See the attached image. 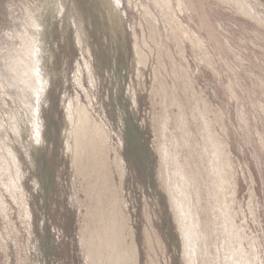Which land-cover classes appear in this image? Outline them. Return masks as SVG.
<instances>
[{
    "label": "rangeland",
    "instance_id": "obj_1",
    "mask_svg": "<svg viewBox=\"0 0 264 264\" xmlns=\"http://www.w3.org/2000/svg\"><path fill=\"white\" fill-rule=\"evenodd\" d=\"M244 2L0 0V264H95L84 111L137 264H264V0Z\"/></svg>",
    "mask_w": 264,
    "mask_h": 264
},
{
    "label": "bare ground",
    "instance_id": "obj_2",
    "mask_svg": "<svg viewBox=\"0 0 264 264\" xmlns=\"http://www.w3.org/2000/svg\"><path fill=\"white\" fill-rule=\"evenodd\" d=\"M162 1L165 2V0H162ZM227 1L236 5L238 7V9L241 10L242 12H245V13L251 12L250 7L244 2V0H227ZM225 2H226V0H225ZM171 22H174V21L172 20ZM151 26H153V25H151ZM145 48H146V46H145ZM141 53L143 54L142 51H141ZM143 55H145V54H143ZM204 132H206V131H204ZM211 133H213V132H211ZM207 134H208V132L206 133L205 138L209 137V139H210V137H213V136L207 137ZM209 139H207V140H209ZM213 142H214V140H213ZM215 142H217V141H215ZM105 144H106V138H105V134H104L101 126H99L91 118L90 114H88L87 111H84L83 114L81 115V126H80L79 137H78V145H77L78 149H77V151H78V154H81L80 157L82 160V166L84 168L83 170L86 171L87 176H89V178L91 179L90 182L92 181V179H94V182H95L94 187H95V191H96L95 193L96 194L93 192L94 193L93 197H95L94 195H96L95 199H96V202L98 204V207L96 208V210L98 211V214L100 217L99 220L101 222L99 226L97 225L96 234L92 236V241H91V244L96 248L95 252L93 253V258L95 261L94 263L95 264H137L136 263V259H137L136 249H135L134 245L133 246H131V245L127 246V239H126V235H125L126 224L123 223L121 214L117 213L116 208H115V206H117V204H118L117 203L118 200L115 199V197H114L115 194H114L113 189H112L113 187H112V185L109 184L111 180H110L109 171H108L109 169H107L109 167V165H108V160H107V157L105 154ZM220 145H221V143H220ZM217 148H218V146H217ZM219 150H220V148L218 149V151ZM223 153H226V152H223ZM213 158H212V160H213ZM86 160H87V162H86ZM225 165H226V163H225ZM179 167H180L179 168L180 169L179 170L180 171L179 176L182 178V179L181 178L180 179H181L182 184H183L182 188L185 189L186 184H184V183L187 181V179L190 180V178H192V177L189 175V172L187 171L188 169L184 168V165L182 167L180 165ZM215 168L216 169L213 170L214 174H216V173L224 174V168L225 167L215 166ZM83 174H85V173H83ZM219 176L220 175H218V178L219 179L222 178V182L219 186L218 193L220 192V194H221L222 188L224 187V185H226L225 184L226 180L225 181L223 180V175H222V177L220 176L221 178ZM86 178H88V177H86ZM191 183H193V182H191ZM218 183H220V182H218ZM91 187H93V185ZM90 191H92V189ZM222 196H223V194H222ZM117 197H118V195H117ZM108 198H109V200H108ZM180 212L186 213V211L184 209L181 210ZM224 218L226 220V217H224ZM198 226H199L198 223L192 222L186 226V229L188 230V233L190 232L194 236L195 231H196V227H198ZM179 229L181 230L182 234H184V232L186 233V229H185L183 223L181 224V222H180V228ZM205 230H206V227H205ZM204 232L202 233L203 234L202 239H203L204 243L207 241V246H208L209 236L204 235ZM182 236L185 237V235H182ZM208 247H206L207 248L206 251L208 252V256H210L211 253L208 250ZM189 248H190L189 244H185L184 252H185L187 257L190 255ZM240 249L241 248H239V252L237 253L238 258H240V260L236 259L237 258L236 257L235 258V260L237 261L236 263H242V260H244L246 258V256H245L246 254H245L244 250H240ZM235 252H237V251L234 250V253Z\"/></svg>",
    "mask_w": 264,
    "mask_h": 264
}]
</instances>
